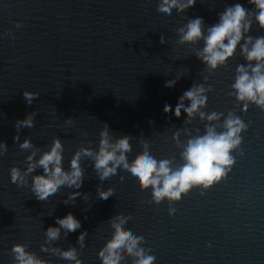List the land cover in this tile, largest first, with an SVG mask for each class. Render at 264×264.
Segmentation results:
<instances>
[{
    "label": "water",
    "instance_id": "obj_1",
    "mask_svg": "<svg viewBox=\"0 0 264 264\" xmlns=\"http://www.w3.org/2000/svg\"><path fill=\"white\" fill-rule=\"evenodd\" d=\"M236 3L252 7L248 0H197L166 22L159 19L157 0H0V141L8 146L0 156V264H12V245L25 242L29 251L52 264H68L40 250L44 229L68 212L81 220L82 228L62 235L56 244L77 247L84 264H99L97 252L109 235L108 220L116 214L126 216L129 231L145 238L156 264H264V112L255 107L243 117L250 122L243 136L244 156H236L227 179L203 196L199 190L190 192L173 205V217L167 202L147 203L150 191L119 176L103 182L114 195L97 198L101 182L87 158L78 191L89 199L82 195L74 204L63 203L70 191L66 187L39 201L9 177V169L23 167L28 154L13 140L15 122L33 111L34 127L20 131V142L27 136L43 149L60 137L66 168L77 148L89 141L97 146L105 123L114 135L132 137L133 159L139 143L146 142L158 159L174 156L179 164L171 136L183 126L184 114L176 119L163 107L174 108L179 96L208 73L194 49L178 44L177 29L198 16L211 26L226 6ZM16 22L22 27L16 28ZM250 34L262 36L264 31L254 26ZM243 62L237 53L208 77L213 92L206 111H238L230 85L236 65ZM181 75L174 88L164 86ZM25 90L38 93L30 105ZM69 118L71 124L65 122ZM190 127L202 130L198 120ZM84 230L86 246L80 249L77 236Z\"/></svg>",
    "mask_w": 264,
    "mask_h": 264
},
{
    "label": "clouds",
    "instance_id": "obj_2",
    "mask_svg": "<svg viewBox=\"0 0 264 264\" xmlns=\"http://www.w3.org/2000/svg\"><path fill=\"white\" fill-rule=\"evenodd\" d=\"M196 3L197 0H157L156 10L160 20L171 22L174 16L186 13ZM248 3L251 8H245L240 3L226 6L218 14L217 22L211 26H206L204 19L198 16L188 19L186 24L177 29L178 44L194 49V55L208 73L202 83L194 81L179 96L174 108L168 103L163 107L165 114H171L176 119L184 114L183 126L171 136V141L179 149V164H176L174 156L158 159L153 155L151 145L146 142L139 143V153L133 159L132 137L114 135L105 123L99 133L97 146L92 147L89 141L88 146L77 148L66 168L64 144L60 137H54L43 149L34 145L27 136L20 142V131L34 127L37 113L33 111L15 122L16 135L13 140L18 143L20 150H27L28 154L23 167L12 166L9 169L11 183L29 188L39 201L49 200L62 187L70 189L63 200L64 204H74L76 198L82 195L84 200H88L87 193L78 191L85 180L82 161L87 158L101 182L96 187L97 198L107 200L112 197L114 189L104 188L103 182L119 176L121 181L130 180L142 192L150 191L151 199L147 203L158 206L167 202L168 215L173 217L176 214L173 205L190 192L199 190L203 196L226 180L236 164V156H244L243 136L250 122H246L243 117L250 107L264 112V35L254 37L250 34L254 26L264 31V0H248ZM15 26L22 27L20 22H16ZM7 35H12L11 30ZM160 43L164 47L162 38ZM237 53L244 62L236 65L230 95L238 111H206L208 96L213 92L208 77L225 67ZM182 77L169 79L164 86L174 88ZM23 96L30 105L38 93L25 90ZM72 120L69 118L65 122L71 124ZM195 120L202 125V130L200 127H190ZM7 150V143L0 141V156L5 155ZM108 226L109 235L104 238L103 246L97 252L99 264H156V257L144 247L145 238L129 231L131 221L126 216L116 214L110 217ZM81 228V220L72 212L56 217L55 224L44 229L41 252L67 261L68 264H84L77 247L62 248L56 244L62 235L65 238ZM87 236V230L79 232L76 243L80 249L86 246ZM208 246L211 247V244ZM28 249L27 242L13 244L10 249L12 264H52L51 260L43 259Z\"/></svg>",
    "mask_w": 264,
    "mask_h": 264
}]
</instances>
